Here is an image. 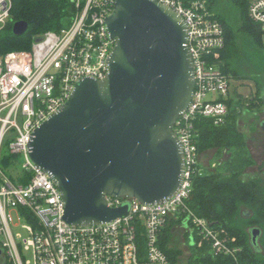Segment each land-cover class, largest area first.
Listing matches in <instances>:
<instances>
[{
	"label": "built area",
	"instance_id": "obj_1",
	"mask_svg": "<svg viewBox=\"0 0 264 264\" xmlns=\"http://www.w3.org/2000/svg\"><path fill=\"white\" fill-rule=\"evenodd\" d=\"M155 1V0H154ZM186 20L188 44L195 73L190 106L176 121L175 133L183 145L185 173L177 192L161 204L106 196L112 207L129 204L125 216L92 225L65 221V203L51 175L33 161L30 143L34 131L70 97L86 77L103 79L109 72L113 38L106 24L117 0H72V24L38 36L31 49L0 55V249L15 264H175L161 248L164 230L177 223L193 242L207 241L215 252L237 257L235 237L198 216L188 204L197 175L215 169L205 165L197 143L196 122L210 118L226 122L231 75L220 63L226 38L214 10L215 0H157ZM13 0H0V31L11 18ZM249 16L264 30V0H249ZM14 166L23 163L16 181L1 168L3 157ZM13 212L23 220L27 238L13 230ZM32 252L27 260L25 252Z\"/></svg>",
	"mask_w": 264,
	"mask_h": 264
},
{
	"label": "water",
	"instance_id": "obj_2",
	"mask_svg": "<svg viewBox=\"0 0 264 264\" xmlns=\"http://www.w3.org/2000/svg\"><path fill=\"white\" fill-rule=\"evenodd\" d=\"M115 3L106 20L116 39L107 76L77 82L30 143L33 161L60 189L63 218L74 225L128 214V203L112 207L106 196L164 203L185 173L184 148L174 126L196 85L188 24L157 0ZM28 27L20 20L13 32L21 35ZM251 231L257 244L261 230Z\"/></svg>",
	"mask_w": 264,
	"mask_h": 264
},
{
	"label": "trees",
	"instance_id": "obj_3",
	"mask_svg": "<svg viewBox=\"0 0 264 264\" xmlns=\"http://www.w3.org/2000/svg\"><path fill=\"white\" fill-rule=\"evenodd\" d=\"M221 1L215 0L214 10L224 25L226 42L215 62L220 63L232 78H253L244 70L239 43L242 40L262 45L264 30L249 16V0H227L225 7ZM75 13L72 0H13L11 18L0 31V55L15 49H31L35 39L43 33L69 27ZM20 20L28 22L29 27L24 34L15 35L13 24ZM233 100L231 96L227 100L230 112L225 123L216 125L206 117H200L196 122L200 153L216 149L219 161L214 170L194 177L188 204L198 216L235 237L233 244L241 249L237 257L215 252L209 242L199 244L200 238L194 234V241L189 239L191 253L186 264H264V184L260 177H247L246 170L255 160L246 136L239 128L240 111L234 107ZM240 100L238 104L243 105ZM254 104L256 102L249 106ZM245 207L252 211L246 217ZM171 226L162 234L161 248L177 264L181 250L171 245ZM256 227L261 230V247L252 241L251 230ZM3 264L15 263L5 256Z\"/></svg>",
	"mask_w": 264,
	"mask_h": 264
},
{
	"label": "rangeland",
	"instance_id": "obj_4",
	"mask_svg": "<svg viewBox=\"0 0 264 264\" xmlns=\"http://www.w3.org/2000/svg\"><path fill=\"white\" fill-rule=\"evenodd\" d=\"M221 4L222 6L227 5V0H222ZM216 11L217 8H216ZM240 60H242L244 65V70L249 73V75H252L253 78L247 79L246 84L244 85L245 80H233L232 86L235 89V86L237 88H240V91L243 92L244 101L249 95H258V85L264 83V35H263V43L262 45H255V43H249L245 41H240ZM259 84H258V83ZM240 84V86L238 85ZM264 108V98L261 101V103ZM261 107V109H263ZM264 120V113L262 111H258V113L252 111H244L242 112V109L240 111L239 115V128L240 130L245 133L247 144L249 147L250 152L252 153V156L255 160V163L248 167L247 177H260L262 178L263 184H264V131L261 128L260 124ZM201 154V161L205 165H213L216 164L219 161V158L216 156V149H209L203 151ZM224 156H228V154H225ZM3 161L1 163L2 170L11 177L14 181H16V176L19 173V170L21 169V164L23 163V159L21 157L16 158L19 159L17 161V166H14V162L7 158L6 156L3 157ZM15 167H18L15 168ZM215 167V168H216ZM244 216H249L252 214V211L249 210V208L245 207L243 210ZM13 230L16 234H21L22 238H27L28 233L23 228V220L18 216L16 212H13ZM257 228V227H256ZM171 245L172 247H175L177 249L181 250V254L178 258L177 264H186L188 261V258L190 256V243L188 233L187 231L181 227L180 224L177 225V223H174L171 226ZM260 239V237H259ZM257 246L261 247V244L259 242ZM25 257L27 260H32L33 255L32 252H25Z\"/></svg>",
	"mask_w": 264,
	"mask_h": 264
},
{
	"label": "crops",
	"instance_id": "obj_5",
	"mask_svg": "<svg viewBox=\"0 0 264 264\" xmlns=\"http://www.w3.org/2000/svg\"><path fill=\"white\" fill-rule=\"evenodd\" d=\"M247 79H249V78H246V79H235V78H233V80H236V81H239V80H243L244 81L245 80V82H242V83H244V85L246 84ZM238 85L240 86L239 83H238ZM231 97H232V99H234L233 100L234 101L233 102L234 107L237 106V109L239 111H241V109H242V112H244V111H246V112H248V111H250V112L254 111V112L258 113V111H262L264 113V108L262 107L263 105L260 104L261 101L264 98V83L261 84V86L258 85V95H254V94L249 95V96H247L248 99H246L245 101H244V99L246 97H244L243 92L240 91V88H237L235 86V89H234L233 86H232ZM240 99L243 100V102H244L243 105L238 104L241 101ZM252 102H256V104H254L253 106L251 105L252 106L251 107V106H249V104L252 103ZM261 107L263 109H261ZM238 123H239V119H238ZM260 126H261V124H260Z\"/></svg>",
	"mask_w": 264,
	"mask_h": 264
},
{
	"label": "flooded vegetation",
	"instance_id": "obj_6",
	"mask_svg": "<svg viewBox=\"0 0 264 264\" xmlns=\"http://www.w3.org/2000/svg\"><path fill=\"white\" fill-rule=\"evenodd\" d=\"M4 261H5V252L2 251V252L0 253V264H3Z\"/></svg>",
	"mask_w": 264,
	"mask_h": 264
}]
</instances>
